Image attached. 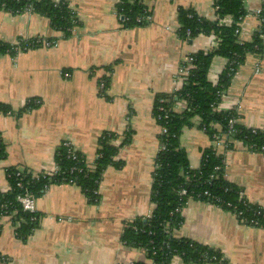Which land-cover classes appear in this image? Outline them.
<instances>
[{"label": "crops", "instance_id": "crops-1", "mask_svg": "<svg viewBox=\"0 0 264 264\" xmlns=\"http://www.w3.org/2000/svg\"><path fill=\"white\" fill-rule=\"evenodd\" d=\"M66 1L78 22L68 37L41 13L0 8V41L50 43L0 57V103L11 110L0 113L6 147V157L0 160V192L9 188V167L26 169L33 176L53 174L61 144H69L91 166L104 132L118 134L114 144H119L122 133L131 130V140L115 157L123 165L103 172L95 206L77 185L51 184L34 200L39 224L25 240L16 237L18 224L2 219L0 264H149L144 248L124 244L120 235L128 222L149 216L153 208L151 175L161 132L152 114L155 97L180 88L178 73L185 56L214 49L218 43L213 35L181 40L178 9L192 8L215 21L213 0H145L148 22L132 28L120 20L118 0ZM260 6V0H244L240 42L250 40L259 28L255 11ZM226 63L214 57L210 82H217ZM104 77L108 83L102 92L99 82ZM30 99L38 106L18 113ZM184 108L183 101L174 106L176 111ZM229 109L237 113L239 124L264 127V55L247 56L231 79L217 105V110ZM180 144L194 169L206 148L215 149L223 156L225 179L248 202L264 208V152L249 150L239 141L226 149L220 138L212 140L197 126L183 129ZM181 214L183 221L173 236L218 249L227 264H264V228L245 225L232 212L202 200H188ZM170 264L188 263L173 257Z\"/></svg>", "mask_w": 264, "mask_h": 264}, {"label": "trees", "instance_id": "trees-1", "mask_svg": "<svg viewBox=\"0 0 264 264\" xmlns=\"http://www.w3.org/2000/svg\"><path fill=\"white\" fill-rule=\"evenodd\" d=\"M213 6L217 16L215 21L199 16L192 8L178 9L177 35L181 40H192L198 35H213L218 43L214 49L189 54L192 59L180 63V67L190 64L180 88L173 93L158 94L155 97L152 114L156 123L166 130L158 135L160 147L151 175L150 202L153 208L149 216L136 217L128 222L120 235L124 244L144 248L151 261L149 264H170L173 257H179L188 264H227L218 249L173 236V230L183 221L181 211L188 200H202L227 211L242 210L249 218L257 209L264 213L261 206L248 202L240 189L225 179L223 156L215 149L206 148L202 152L199 167L194 169L190 167L187 153L180 144L183 129L197 126L212 140H223L226 149H232L233 142L240 141L243 145L251 146L252 151L264 152L261 150L264 146V127L262 130H252L237 122L238 116L233 109L217 110L223 92L247 56L261 58L264 55V0L259 14L260 26L252 38L244 42L238 40L236 33L240 20L246 14L244 0H213ZM0 8L11 13L22 12L27 8L34 13H41L49 19L54 29L62 32L63 37L70 36L72 27L78 23L75 12L66 0H0ZM146 8L145 0H118L116 5L119 18L126 28L145 25L149 16ZM226 18L230 19L229 23L222 22ZM40 45H25L23 42L11 45L0 41V57ZM215 56L225 58L227 63L213 84L208 79V73ZM107 83L108 78L104 77V85ZM178 101L185 103L182 111L174 109ZM38 104L36 100L30 99L17 112L36 108ZM10 112L8 106L0 103V113ZM232 118L235 122L230 129L229 120ZM131 136L132 131L127 130L122 133L120 143L114 144L118 134L104 132L99 138L93 169L87 167L80 153L76 152V159L68 156V147L64 144L55 153L57 170L53 174L43 171L33 176L26 169L7 168L9 188L0 192V216L3 213L11 214L12 224H18L16 237L25 240L37 228L40 214L23 210L17 198L29 193L36 199L49 185L60 183L77 185L95 206L100 202L98 184L103 172L110 166L120 168L123 165L115 157L118 150L130 142ZM5 157L6 147L0 136V160ZM17 171H20L19 176L16 175ZM182 189L186 191L185 194L180 193ZM256 218L264 228L263 216L258 215Z\"/></svg>", "mask_w": 264, "mask_h": 264}, {"label": "built area", "instance_id": "built-area-1", "mask_svg": "<svg viewBox=\"0 0 264 264\" xmlns=\"http://www.w3.org/2000/svg\"><path fill=\"white\" fill-rule=\"evenodd\" d=\"M260 1H261V3L263 2V0H260ZM26 10H27V11H30L29 8H27ZM260 13H261V6L255 11V15L259 18V14H260ZM244 16H245V15H244ZM244 16H243V17H244ZM148 17H149V16H148ZM243 17H242V18H243ZM138 20H139V19H138ZM259 20L261 21L260 18H259ZM236 33H237V34L239 33V25H238V28L236 29ZM31 43H32V44H38V43H40L41 45H48V44H50L48 41H44V40L42 41V40H39V39L34 40V41H32ZM26 45H27V44H26ZM191 59H192V58H190V57L187 55V56H185V57L183 58L182 61H184V62H189ZM189 66H190V64H188V65H186V66H183V67H180V68H179V73H178V74H179V76H180L181 81H182L183 76L186 74V72H187ZM64 75H65V76H68L69 74H68V73H65ZM104 87H105V85H104V80H103V81H100V82H99V89H100V91L103 92ZM234 122H235V119H233V118L229 120L230 129L232 128V125H233ZM250 128H252V130H255V129L262 130V129H263V127H262V128H254V127H250ZM160 129H161V132H165V130H166L165 128H161V127H160ZM117 140H118V137L114 140V143L117 142ZM222 141H223V140H222ZM239 142H240V141H239ZM263 142H264V139H263ZM223 143H224V141H223ZM64 145L68 147V156H70L72 159H76V158H78V155H77L76 152H75V151L69 146V144L65 143ZM224 146H225V143H224ZM244 146H245L247 149H249V150H250V148H251V146H247V145H244ZM261 150H264V146L261 147ZM87 167H88L89 169H93V168H94V163H93L91 166L87 164ZM56 170H57V169H55L53 173H55ZM19 174H20V171H17L16 175L19 176ZM47 174H52V173H47ZM18 186H21V184L18 183ZM180 193H181V194H185L186 191H185L184 189H182V190L180 191ZM204 194L207 195V194H208L207 191H205ZM34 200H35V199H33V197H32L29 193H25L24 195H21V196H19V197L17 198V201L21 204L22 209H23V210L30 211V212H33V211H34ZM228 205H229V204H228ZM261 208L264 210L263 207H261ZM230 212H232V213L236 216V218H237L241 223H243V224H245V225H248V226L260 227V228H262V226H261V222L256 218L258 215H259V216L261 215V216H263V218H264V213H262L261 210H258V209L255 210V211L253 212V215H252L250 218L247 217V216L243 213L242 210H235V209H234V210H230ZM4 218H11V214L3 213V214L0 216V221H1L2 219H4ZM150 263H151V261H150Z\"/></svg>", "mask_w": 264, "mask_h": 264}]
</instances>
